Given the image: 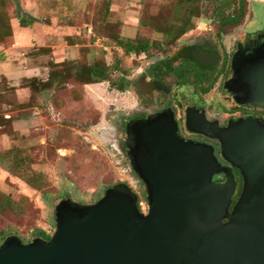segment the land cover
Returning <instances> with one entry per match:
<instances>
[{
	"label": "rangeland",
	"instance_id": "1",
	"mask_svg": "<svg viewBox=\"0 0 264 264\" xmlns=\"http://www.w3.org/2000/svg\"><path fill=\"white\" fill-rule=\"evenodd\" d=\"M0 1L10 16L17 6L33 23L21 27L19 20H14L16 47L0 45V245L10 237L30 243L38 239L36 229L51 237L60 202L70 199L79 205H93L107 189L120 184L138 197L141 211L146 213L144 184L118 146L124 143L119 129L138 103L131 84L152 63L178 66L180 49L193 44L198 36L213 38L216 27L208 21L226 20L239 12V0H192L199 10V16L191 20L192 28L175 45L150 57L127 55L118 41L161 40L148 21L153 25L174 22L182 12L176 10L183 6L180 0H92L89 7L87 0ZM259 4L264 5V0H246L243 24L249 26L256 19ZM95 22L98 42H92V33L86 31ZM54 23L58 25L52 26ZM241 29H232L221 38L222 45L233 44ZM53 36L57 40L53 41ZM65 36L78 40L77 46L67 45ZM50 46L57 48L53 56ZM43 56L49 58L43 60ZM54 58L65 66L55 68ZM96 63L106 65L112 80L126 79L129 88L119 92L108 82L86 85L87 68ZM39 67L30 74V69ZM56 72L62 78L52 88L40 91L30 89L25 78L27 74L38 78L39 84ZM168 80L179 95L191 93L175 84L176 79ZM19 172L22 176L16 175ZM33 177L39 189L24 180ZM11 202L24 206L25 214L12 213Z\"/></svg>",
	"mask_w": 264,
	"mask_h": 264
},
{
	"label": "water",
	"instance_id": "2",
	"mask_svg": "<svg viewBox=\"0 0 264 264\" xmlns=\"http://www.w3.org/2000/svg\"><path fill=\"white\" fill-rule=\"evenodd\" d=\"M211 57L196 53L200 63ZM127 131L133 133L127 156L144 184L147 212L123 184L93 205L63 200L50 239L7 238L0 264H264L263 123L247 119L203 131L219 142L228 167L212 147L182 140L165 113ZM233 168L243 186L230 212ZM221 174L225 182L214 183Z\"/></svg>",
	"mask_w": 264,
	"mask_h": 264
},
{
	"label": "flooded vegetation",
	"instance_id": "3",
	"mask_svg": "<svg viewBox=\"0 0 264 264\" xmlns=\"http://www.w3.org/2000/svg\"><path fill=\"white\" fill-rule=\"evenodd\" d=\"M257 6L256 19L249 26L240 20L208 21L216 27L213 38L196 37L193 44L180 49L178 66L152 63L144 75L131 84L138 103L119 129L124 143L118 145L128 161L126 144L131 145L133 137L132 131H127L128 126L155 115L165 113L172 116L182 140L212 147L218 162L226 167L229 165L221 157L219 142L203 131L208 127L226 129L231 123L247 119L264 124V5ZM238 27L242 28L239 38L229 47L222 45L221 38ZM196 53L213 57L200 63L196 60ZM168 79H176L175 84H180L182 89L188 88L191 93L179 95L170 87ZM232 173L237 189L230 212L243 186L239 170L233 168ZM225 180L223 174L213 177L216 184Z\"/></svg>",
	"mask_w": 264,
	"mask_h": 264
},
{
	"label": "trees",
	"instance_id": "4",
	"mask_svg": "<svg viewBox=\"0 0 264 264\" xmlns=\"http://www.w3.org/2000/svg\"><path fill=\"white\" fill-rule=\"evenodd\" d=\"M92 0H87L88 7L91 6ZM240 2V10L239 12L232 13L231 15L227 16L226 20H241L244 16V4L246 0H239ZM197 2L192 0L185 1L180 0V4L183 5L182 7L176 9L181 10V14L176 17V20L172 23H165L162 25H153L151 20L148 21L149 25L152 29L159 35H161V40L159 41H152V40H138V41H118L119 46L123 47L126 54H134V55H141L144 54L147 57H150L153 52H160L166 49L169 46L175 45L180 38L192 28L191 20L194 17L199 16V10L197 8ZM6 6V5H5ZM5 6L2 1H0V45H13L14 39V32L12 27V21L18 19L21 27H27L32 25V20L26 19L21 13L19 8L16 6L13 14L10 16L7 11L5 10ZM96 8V5H94ZM98 19V17H97ZM93 30V37L92 42H96L98 38V22L93 23L92 25ZM78 42L75 40H71L68 37L65 39V43L67 45L72 46ZM77 46V44H76ZM66 63L64 61L59 63H53V66L57 69H61L65 66ZM118 68L117 66L114 69ZM110 70L106 67L104 63L101 64H94L87 68V72L85 74L86 77V85L96 84V83H104L108 82L112 89H115L119 92H125L127 88H129V83L126 79H116L112 80L110 77ZM80 77V75H79ZM62 78L60 73H54V75L50 74L49 79L42 81L41 83L37 84L40 81L38 78L27 79L26 81L30 85V89L34 91H40L43 89L52 88L59 79ZM78 79V78H77ZM25 81V80H24ZM2 117H0V121H2ZM6 123H10V119H4ZM14 172L15 171H11ZM23 173V172H22ZM22 173H16L17 176H22ZM27 173V172H26ZM36 178V177H35ZM34 177L32 179H24L28 185L32 188L39 189V183L35 182ZM37 179V178H36ZM138 208L141 210L140 205L138 204ZM9 210L18 215L23 216L25 214L24 206L11 202L9 204ZM35 236L38 239H42L48 241L50 236L41 229H36Z\"/></svg>",
	"mask_w": 264,
	"mask_h": 264
},
{
	"label": "crops",
	"instance_id": "5",
	"mask_svg": "<svg viewBox=\"0 0 264 264\" xmlns=\"http://www.w3.org/2000/svg\"><path fill=\"white\" fill-rule=\"evenodd\" d=\"M85 2H86V0H85ZM87 3V2H86ZM14 21V20H13ZM12 21V22H13ZM53 22H58V21H53ZM13 23H12V27H13ZM57 26L58 24H56V23H54L52 26ZM66 28V27H65ZM88 30V33H92V35L91 36H93V30H92V27L90 26L89 27V29H86V31ZM13 32H14V39H13V42H15L16 41V35H15V31L13 30ZM56 35H58V33L56 34ZM93 37H95V36H93ZM57 36H56V39H55V36H53V41H55V40H57ZM67 37L65 36V37H63V40L65 41V39H66ZM55 39V40H54ZM96 42H98V38L96 39ZM14 47L13 48H15L16 47V45H13ZM50 49H51V51H50V55L51 56H53V55H55L57 52H55V50L57 49L55 46H50ZM45 58H49V57H45V56H43V60L45 59ZM41 59H42V57H41ZM51 59V58H50ZM56 61H54L55 63H59V61H58V59H56V58H54ZM36 60H40V58H38V59H36ZM42 60V61H43ZM40 70V67L39 68H32V69H30V74H32V72L31 71H37V70ZM36 76V75H35ZM34 76V77H35ZM25 78H27V79H31L32 77H29V75L27 74L26 76H25Z\"/></svg>",
	"mask_w": 264,
	"mask_h": 264
}]
</instances>
